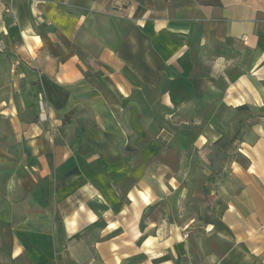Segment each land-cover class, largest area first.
<instances>
[{
  "label": "crops",
  "instance_id": "obj_1",
  "mask_svg": "<svg viewBox=\"0 0 264 264\" xmlns=\"http://www.w3.org/2000/svg\"><path fill=\"white\" fill-rule=\"evenodd\" d=\"M0 46L10 264H264V0H0ZM38 95L48 122L31 118ZM145 107L183 125L163 155L231 130L210 220L182 229L160 195L154 172L177 164L161 165Z\"/></svg>",
  "mask_w": 264,
  "mask_h": 264
},
{
  "label": "rangeland",
  "instance_id": "obj_2",
  "mask_svg": "<svg viewBox=\"0 0 264 264\" xmlns=\"http://www.w3.org/2000/svg\"><path fill=\"white\" fill-rule=\"evenodd\" d=\"M1 47V46H0ZM2 50V47L1 49ZM149 96L153 93L148 92ZM87 96H94V92L88 91ZM91 99V98H88ZM35 110L31 115L33 120L38 119L40 122H48L52 116H54L53 109L48 107L44 100L38 95L36 99ZM42 105V107L40 106ZM42 108V109H41ZM210 109L202 108L199 111L202 113V117L206 120V115ZM225 113H229L230 110L224 109ZM13 109L6 106L4 109L0 108V131L2 133H8L14 131L16 124L12 123L7 119L8 116L13 115ZM154 115L158 123H153L147 117H152ZM42 116V117H41ZM44 116V117H43ZM139 120L143 121L141 126H145L147 131L154 135V137L159 142V147L162 150H165L174 140L169 139L166 134L174 132L178 129L183 128V125L175 123V118L173 115V122L166 121L161 112H158L152 107L142 108L138 112ZM45 118V119H44ZM190 129L196 132L202 130L203 127L207 125L205 123H197L187 125ZM221 134V137L215 141H203V140H193L192 147L189 151H180L177 155L168 154L166 151L165 155L160 156L161 165L163 163L169 162L176 165L175 169H171V166L168 168L165 166L168 171L161 166L159 173L154 172L153 177L158 179L161 183L160 195L164 196H175V202L172 201L171 209L172 213L175 215L176 222L182 226V229L187 227V224L184 222H189L188 218L191 216L196 225L200 224V217L205 220L207 215V220H210V214L212 213L211 206L214 200L211 198L214 191V185L216 182L223 180L225 177L229 176V172L226 171L227 162L230 160L228 157L227 149L230 148L232 141L231 139V130L228 129ZM161 132V133H160ZM158 133H160L158 135ZM128 135L127 138H123L121 141L122 146L127 148L131 153L128 155H133V149L131 146V138ZM11 141L7 138H1L0 148L9 147ZM130 157V156H129ZM154 157L146 156L143 162L152 160ZM229 163V162H228ZM180 197V199L178 198ZM153 207L156 204H151ZM151 205L147 211L151 210ZM167 205H161V212H168ZM205 215H204V214ZM197 216V217H196ZM200 216V217H199ZM199 217V218H198ZM187 229V228H186ZM185 233L183 236H186ZM0 264H10V259L7 252L2 248L0 243Z\"/></svg>",
  "mask_w": 264,
  "mask_h": 264
},
{
  "label": "built area",
  "instance_id": "obj_3",
  "mask_svg": "<svg viewBox=\"0 0 264 264\" xmlns=\"http://www.w3.org/2000/svg\"><path fill=\"white\" fill-rule=\"evenodd\" d=\"M3 11H4V13H9L10 11H11V8H10V6L9 5H5L4 7H3ZM0 49H1V47H0ZM41 107H42V105H40ZM42 109V108H41ZM42 117V116H41ZM44 117V116H43ZM45 119V118H44Z\"/></svg>",
  "mask_w": 264,
  "mask_h": 264
},
{
  "label": "trees",
  "instance_id": "obj_4",
  "mask_svg": "<svg viewBox=\"0 0 264 264\" xmlns=\"http://www.w3.org/2000/svg\"><path fill=\"white\" fill-rule=\"evenodd\" d=\"M64 121H66L67 119H66V116H64V119H63Z\"/></svg>",
  "mask_w": 264,
  "mask_h": 264
}]
</instances>
